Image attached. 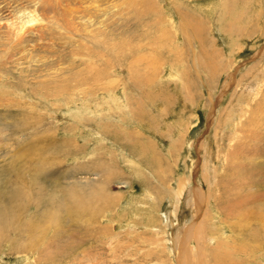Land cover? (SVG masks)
<instances>
[{"label": "rangeland", "instance_id": "1", "mask_svg": "<svg viewBox=\"0 0 264 264\" xmlns=\"http://www.w3.org/2000/svg\"><path fill=\"white\" fill-rule=\"evenodd\" d=\"M29 13L0 38V264H264V0H0Z\"/></svg>", "mask_w": 264, "mask_h": 264}, {"label": "bare ground", "instance_id": "2", "mask_svg": "<svg viewBox=\"0 0 264 264\" xmlns=\"http://www.w3.org/2000/svg\"><path fill=\"white\" fill-rule=\"evenodd\" d=\"M94 1H97V0H93V3ZM2 4V3H1ZM22 9V8H21ZM23 10V9H22ZM35 11V10H34ZM13 12V11H12ZM20 12V11H19ZM27 14V13H26ZM30 15L27 16L26 20H22L21 18H18L16 21H14L12 24V21H11V24L9 23H5V18L4 17H1L0 16V38L2 40H4L5 42H10L12 44H14V42H18L19 39H20V36L28 29L29 31H33V32H37V31H43L45 28H47L45 25L47 24H43V20L41 19H38L39 16H37L36 14H32V13H29ZM14 15V14H13ZM22 15V14H21ZM24 15V14H23ZM22 15V16H23ZM39 15V14H38ZM16 16V15H15ZM20 16V15H19ZM9 17V16H8ZM9 19V18H8ZM9 20H12V19H9ZM15 20V18H14ZM28 32V31H27ZM30 33V32H29ZM38 33V32H37ZM36 33V34H37ZM28 34V33H27ZM26 35V34H25ZM184 36L186 38H188L186 32L184 33ZM22 37V36H21ZM12 186H10L11 188ZM240 188V187H239ZM15 193H19L18 191H15ZM195 196L197 198V200L199 201L198 197H199V194L196 192L195 193ZM14 198V199H13ZM16 199V196H11L7 201H6V204L3 206V208L1 207L0 208V224L3 225V226H8V224L11 226V229L12 227L16 228L15 225L17 224V222H19V219H17V214H19V207L22 208L23 206V201L21 200V204L18 203V202H15L14 200ZM4 200V199H3ZM20 202V201H19ZM18 207V208H17ZM4 209V210H2ZM225 209V208H224ZM50 215V214H49ZM50 217V216H49ZM54 217H55V213H54ZM235 217V216H234ZM48 220V219H47ZM54 223L56 222V219L54 220ZM28 226H24V230L28 232H30V226H32L31 223L27 224ZM8 228V227H6ZM10 231V230H9ZM3 233L0 234V240L2 238H5L6 235H7V232H6V235H2ZM191 236V235H190ZM182 244V243H181ZM229 248V247H228ZM244 249V248H243ZM253 249V248H252ZM194 249L190 246H188V248H186L185 250V254H186V257H188L187 260L189 261H184L182 262V264H198L197 260L195 261H192L194 260V254L195 252H193ZM212 253V252H211ZM197 255V254H196ZM215 256V255H214ZM217 257V256H216ZM215 258V257H214ZM196 259V258H195ZM213 259V257H212ZM219 259V258H217ZM215 259V260H217ZM186 260V259H185ZM229 258H225L223 262H226V263H223V264H234L232 262H229ZM209 262V261H208ZM214 262V261H213ZM218 262V261H217ZM221 262V260H220ZM238 262V261H237ZM210 263V262H209ZM218 264V263H217ZM220 264V263H219ZM237 264H240V263H237Z\"/></svg>", "mask_w": 264, "mask_h": 264}]
</instances>
